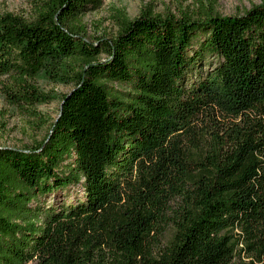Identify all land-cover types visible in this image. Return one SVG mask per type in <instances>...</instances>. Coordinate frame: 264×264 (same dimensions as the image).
Instances as JSON below:
<instances>
[{
  "label": "trees",
  "instance_id": "1",
  "mask_svg": "<svg viewBox=\"0 0 264 264\" xmlns=\"http://www.w3.org/2000/svg\"><path fill=\"white\" fill-rule=\"evenodd\" d=\"M102 1L42 0L35 22L0 10L9 102L41 100L48 62H85L44 141L0 147V264H264V0L120 11L117 36L92 43L78 21ZM82 180L83 201L40 205Z\"/></svg>",
  "mask_w": 264,
  "mask_h": 264
},
{
  "label": "rangeland",
  "instance_id": "2",
  "mask_svg": "<svg viewBox=\"0 0 264 264\" xmlns=\"http://www.w3.org/2000/svg\"><path fill=\"white\" fill-rule=\"evenodd\" d=\"M262 0H103L97 9H90L78 21L83 36L96 43L99 37L110 39L119 32L118 14L123 12L129 19H135L143 10L150 8L157 14L174 13L180 15L189 12L198 16L206 7H213L222 15H238L246 13ZM42 0H0V10L20 16L26 22H35L38 18L39 6ZM204 5V7L202 6ZM203 35L200 38L203 39ZM195 46V45H194ZM197 45L193 48L195 50ZM194 52V51H192ZM107 54L98 55L102 61ZM217 63V58L207 55L201 61V74H205ZM82 59L68 58L59 62H48L38 73L35 80L41 100L28 105L16 106L6 97V86L12 82L7 76L0 77V147L34 148L39 146L50 133L52 124L60 114L64 95L73 90L77 82V74L83 68ZM199 72V71H198ZM109 86L121 97L128 95L130 86L110 82ZM68 159L65 163L71 162ZM60 174L67 175L68 168H59ZM81 183H71L62 188L40 196L43 208L59 209L63 205H75L85 199V191ZM32 205H37L33 201ZM162 243L172 238V230L166 228L160 236Z\"/></svg>",
  "mask_w": 264,
  "mask_h": 264
},
{
  "label": "water",
  "instance_id": "3",
  "mask_svg": "<svg viewBox=\"0 0 264 264\" xmlns=\"http://www.w3.org/2000/svg\"><path fill=\"white\" fill-rule=\"evenodd\" d=\"M61 108H62V106H61ZM60 115V114H59Z\"/></svg>",
  "mask_w": 264,
  "mask_h": 264
}]
</instances>
